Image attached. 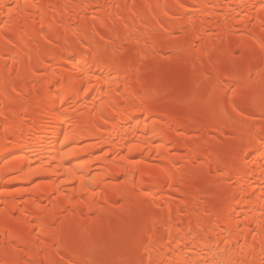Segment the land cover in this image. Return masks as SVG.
Here are the masks:
<instances>
[{
    "label": "bare ground",
    "instance_id": "1",
    "mask_svg": "<svg viewBox=\"0 0 264 264\" xmlns=\"http://www.w3.org/2000/svg\"><path fill=\"white\" fill-rule=\"evenodd\" d=\"M0 264H264V0H0Z\"/></svg>",
    "mask_w": 264,
    "mask_h": 264
}]
</instances>
